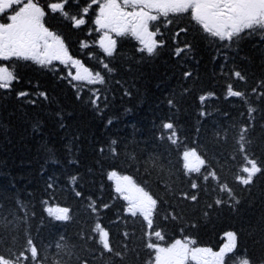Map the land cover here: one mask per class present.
I'll list each match as a JSON object with an SVG mask.
<instances>
[{"label": "trees", "instance_id": "16d2710c", "mask_svg": "<svg viewBox=\"0 0 264 264\" xmlns=\"http://www.w3.org/2000/svg\"><path fill=\"white\" fill-rule=\"evenodd\" d=\"M78 4L83 8L90 0ZM66 8L77 15L76 0ZM97 8L90 6L80 28L60 13L49 12L44 24L63 38L73 58L94 75L104 76V84L75 81L70 67L55 61L43 68L15 58L0 64L17 77L10 89H0V254L15 259L13 253L19 254L30 237L40 264L61 260L76 264L77 257L90 264H113L107 254L93 257L88 251L96 245L87 237H97L92 229L100 223L109 231L113 247L127 254L115 264H151L154 255L146 247L150 241L166 246L191 239L197 247L216 250L229 231L237 237L230 256L243 251L252 264H264V173L248 186L235 180L243 163L237 141L253 118L254 127L244 135L252 141L247 145L249 155L264 162V99L251 92L264 81V35L245 32L235 43L219 41L205 33L189 11L169 14L172 22L167 25L164 17L152 22V29H158L155 38L162 42L155 55L141 53L139 41L128 34L114 36L116 49L107 57L94 23ZM181 28L187 31L177 36ZM185 45L191 48L176 56V49ZM103 63L116 71L109 73ZM236 71L244 79L235 77ZM185 72L192 75L185 79ZM117 79L126 82L125 87ZM228 85L245 97L228 96ZM97 90L102 114L90 104ZM126 90L131 95H125ZM20 92L28 95L19 96ZM201 95L207 97L203 102ZM249 107L256 109L251 116ZM165 122L173 123L176 144L166 138ZM110 147L117 149L116 156ZM190 149L206 156L220 181L233 189L238 204L228 200L226 192L215 190V181L205 185L195 173L191 175L199 186L190 187L182 167L183 152ZM112 171L129 176L158 199L151 229L141 215L127 212V202L108 178ZM182 193L195 194L197 200L184 199ZM218 198L226 202L216 205ZM21 204L27 209L26 221ZM93 204L99 211H93ZM48 206L68 207L71 218L55 220L46 211ZM171 215L177 219L167 218ZM154 231L164 239L158 240ZM58 242L67 247L58 249Z\"/></svg>", "mask_w": 264, "mask_h": 264}, {"label": "snow or ice", "instance_id": "6c2138e0", "mask_svg": "<svg viewBox=\"0 0 264 264\" xmlns=\"http://www.w3.org/2000/svg\"><path fill=\"white\" fill-rule=\"evenodd\" d=\"M70 0H53V2L41 4L39 0H0V16L5 18V22H0V61H9L13 58L23 61H32L42 68L52 64L53 61H59L61 64H71L77 69L76 75L72 76L75 81H87L89 84L98 83L104 84L105 77L99 72L93 75L78 59H73L66 48L64 41L53 32L45 27L44 17L50 12L52 14L60 13L66 19H69L72 26L80 28L85 25L86 16L91 5H98L96 13L95 25L98 31H102L103 35L99 41V45L107 57H112L116 49V40L112 38L110 33H115L116 36H124L130 34L135 37L141 47L139 51L146 53L151 57L156 54L158 47L162 46V42L156 40L157 31L150 30L151 22L160 20L164 17L165 25L172 21L167 19L169 14L188 13L190 11L191 18L202 30L210 37L219 41L235 43L237 39L243 38L242 33L259 32L264 35V0H123V5L117 3V0H90V4L79 7L77 4V15H70L66 6ZM130 8L131 11L126 9ZM187 29L181 28L176 33L186 32ZM87 47V45H84ZM191 45H185L184 48H177L175 55L180 56L186 49H190ZM103 67L109 73H114L115 68H110L108 63H103ZM192 75L191 72H185L184 77L187 79ZM235 77L244 79L239 71L234 73ZM17 77L13 71H10L7 66H0V89H10L14 80ZM122 87H125L126 82L117 79L115 81ZM253 95L264 99V81H261L256 87L251 89ZM125 95H131L130 91H125ZM19 96H27L26 92H20ZM47 99L45 93H40ZM227 95L230 97H245V93L238 90H233L232 85L227 87ZM95 98L90 99L91 106L102 114L103 109L97 103L100 99L99 90L93 93ZM80 97L78 96L77 99ZM207 97L201 95L200 100L203 102ZM35 103V101H29ZM170 106L174 105L172 100L168 101ZM256 109L249 107L247 114L251 116ZM204 115L205 113H201ZM59 115V114H58ZM111 124V120L108 121ZM254 118L250 120L249 126H245L237 141V153L240 154L243 161L239 166V173L235 176L236 182L240 185L248 186L253 183L254 177L257 174L264 173V162H258L254 154L249 155L248 144L249 140L244 133L254 127ZM63 126V125H61ZM163 129L168 130L167 139L173 143H177V132L174 129L172 122H165L162 125ZM163 136V133H162ZM219 138V134H217ZM116 141H112L115 145ZM51 153L50 159L56 162L54 150H48ZM103 153L105 149L100 148ZM111 155L116 156L117 149L110 147L108 149ZM235 160V156L230 157ZM183 170L184 175L189 177L190 187L198 188L197 179L192 178L193 173L197 174L198 179L202 180L205 185L209 180L216 182V189L219 192H226L227 199L236 200L233 189L226 183L221 182L217 171L208 163L206 156L198 154L197 149H190L183 152ZM219 163V161H217ZM204 169L202 172L201 170ZM246 174V175H245ZM110 180L115 179V192L127 202V212L132 216L141 215L151 229L153 225V215L156 212L158 199L150 195L144 188L139 187L129 176H118L116 171H112L108 177ZM73 182L76 177L71 178ZM49 188H53L52 183L48 184ZM80 196L79 191L76 192ZM184 199L191 201L197 200V195L181 194ZM225 199L218 198L215 200L216 205L225 203ZM47 203V202H44ZM2 207V206H0ZM21 208L24 206L21 204ZM211 207V205H209ZM93 211H99L97 207L92 205ZM107 208V205H104ZM49 216H52L57 221H67L70 209L68 207H46ZM174 212V209L172 210ZM25 221L27 219V209L24 208ZM207 215V213H205ZM167 218L177 219L175 215ZM3 218H0L2 222ZM97 237H87L93 240L96 245L88 251L91 256L100 257L107 256L106 259L112 260L115 264V259L121 261L126 259V253L118 251L113 247L110 241L109 231L102 227L100 223H96L94 229ZM126 235V234H125ZM154 236L158 240H163L164 237L160 231H154ZM83 238V237H82ZM227 243L221 248L218 253L212 252L211 249L193 247L194 240L182 241L177 239L171 246L161 247L154 241L146 243V247L152 250L154 255V264H189L194 261L195 264H252L251 258L246 252H238L235 256H230V253L235 252L237 248V237L234 232L226 233ZM63 239V237L61 238ZM58 249L67 247L66 244L57 243ZM126 247V246H125ZM38 249L33 240L29 237L26 240V247L19 253H13L15 259L5 257L0 254V264H40L38 261ZM71 255V253H70ZM56 264H70V261H57ZM76 264H90V260L77 257Z\"/></svg>", "mask_w": 264, "mask_h": 264}, {"label": "rangeland", "instance_id": "374dc122", "mask_svg": "<svg viewBox=\"0 0 264 264\" xmlns=\"http://www.w3.org/2000/svg\"><path fill=\"white\" fill-rule=\"evenodd\" d=\"M117 3L118 4H120V5H123V0H121V2H119L118 0H117ZM130 8H128V9H126V10H128V11H131V10H129ZM98 12V11H97ZM111 34H115V33H110V35ZM56 35V34H55ZM102 35H103V32H102ZM102 35L100 36V38H99V41H100V39L102 38ZM74 59V58H73ZM68 66H70V69H71V71H72V73H73V76L74 75H76V72H77V69L76 68H74V67H72V65L69 63V64H67ZM90 71V70H89ZM91 72V71H90ZM94 75V74H93ZM118 176H124V175H120V174H117ZM111 181L113 182V184H114V186H115V184H116V181H115V179H111ZM175 242V241H174ZM174 242H172V243H174ZM171 243V244H172ZM225 243H227V238H226V235H225V241H224V244ZM171 244L170 245H168V246H171ZM224 244L221 246V248L224 246ZM168 246H165V247H168ZM221 248L220 249H217V250H212V252H215V253H218L220 250H221ZM152 264H154V260H153V262H152Z\"/></svg>", "mask_w": 264, "mask_h": 264}, {"label": "flooded vegetation", "instance_id": "af4514ba", "mask_svg": "<svg viewBox=\"0 0 264 264\" xmlns=\"http://www.w3.org/2000/svg\"><path fill=\"white\" fill-rule=\"evenodd\" d=\"M0 22H5V18L3 16H0Z\"/></svg>", "mask_w": 264, "mask_h": 264}]
</instances>
